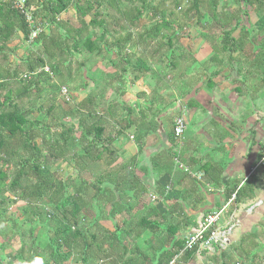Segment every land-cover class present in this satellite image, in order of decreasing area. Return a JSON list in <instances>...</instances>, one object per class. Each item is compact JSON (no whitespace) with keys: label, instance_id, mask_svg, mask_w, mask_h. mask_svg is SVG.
I'll return each instance as SVG.
<instances>
[{"label":"rangeland","instance_id":"rangeland-1","mask_svg":"<svg viewBox=\"0 0 264 264\" xmlns=\"http://www.w3.org/2000/svg\"><path fill=\"white\" fill-rule=\"evenodd\" d=\"M45 1L47 0H4L6 3L13 4L20 13L25 14L30 36L25 39L18 31H15L13 37L0 52V74L3 77L5 72L9 74L3 82L6 89L0 90V104L4 102L2 106L4 111L16 108L24 115L27 122L24 130L33 137L32 142L40 149L42 166L52 173L55 180L66 186L69 195H73L74 191L78 190V198L82 201H80L82 211L78 218L80 219L78 228L89 227L95 233L102 224V228L113 229L111 222L109 223L110 220L105 216V209L103 208L102 212L100 211L102 207H98L99 209L94 207L95 205L103 206V199L109 198L110 193L115 191L104 178V174L121 170V175H127L128 170L133 171L134 169L131 160L124 162L122 156L114 151L111 144L95 143V149L104 147L109 154L105 153L100 162L93 163L87 167L86 171H79L80 168L75 166L78 162L76 159L84 152L86 141H90L89 138L84 139V132L79 123L89 124L90 119L83 111L75 113V109L86 97L97 95L105 90L107 81L116 77L119 80L120 59L124 57L133 59L137 55H142L146 58L151 73L136 85L137 90L130 92L128 84H115L104 96L105 100L94 101L93 112L103 115L107 108L111 110L108 122L104 121L106 136H114L118 128L123 130V125L131 117L129 112H133L131 101H135L136 96L140 94L148 95L152 124H155L154 118L159 115L163 116L161 119L163 132L172 129L174 119L181 116L177 108L183 105L182 101L191 96L192 103H195V107L199 110L197 117L201 123L194 124H198L199 132L187 128L186 134L184 133L180 139L175 140L173 145L167 143L164 146L160 145L161 150L158 154H153L151 159L155 161V164L151 165L155 172L151 173L150 169L149 175L148 173L139 175L135 170L134 173L138 177L142 176L147 189L149 186L153 187L152 189L149 187L150 190L148 189L145 194L149 198L151 195H157L158 201H161L160 199L167 192L182 189L183 195L191 197L193 203L197 204L199 199L204 212L199 215L198 219V214L192 216L191 219L185 216L169 217L170 220L168 219V222L164 224L166 226L167 223L175 224V226L177 223L183 225L182 234L178 233L174 241H179L180 237L182 240L183 235L197 230L207 216L221 212L222 214L216 221V228L229 230L227 246H230L231 259L228 264H264V188H257L252 200L236 205L225 201L226 190L223 186H208L206 179L198 178L197 175L198 168L203 162L212 161L223 166L230 161L240 163L241 157H246L243 159L247 162V150L242 152V149H246L247 145L251 147L255 142L254 139L259 138L261 141V135L264 132V62H262L263 66L257 70L258 68L254 69L253 65H250L251 61H245L235 54L219 53L214 62L210 60V57L214 55L211 46L220 48L219 34L230 32L237 36L240 27L249 31L250 38L257 37L259 41L264 42V30L258 33L254 27L257 19L264 13V4L257 7L254 0H220L217 10L227 16L237 17L233 26L225 29L220 27L221 23H213L208 15L210 0H201L202 5L198 8L199 14L190 11L187 17L185 13L192 7V0H179L178 6L174 0H145L153 7H157L158 12L166 11V16L171 13L176 19L177 35H184V38L179 42L172 41L171 48H167L166 40H159L152 42L151 46L145 50L129 44L118 50L113 38L106 37L96 42L97 52L89 54L81 48L78 54L69 52L65 60L53 61L52 65L62 63L56 74H53L47 65L43 69H38L34 73L36 76L30 77V82L16 84L19 76L25 73L27 64L33 63L43 55L41 44L37 40L38 35L40 33L47 35L49 29L55 27L43 17L35 18L33 15ZM119 5L121 8L132 7L123 0H120ZM98 14L111 28H114L109 20L110 18L117 19L113 10L105 6L98 11ZM148 17L149 14L147 18L141 20L140 24L131 29L126 24H121L124 30H118L117 36L123 37L131 33L135 37L152 25ZM89 20L86 18V23ZM57 21L73 28H79L72 7L58 15ZM100 34L99 29H88L86 38L95 40ZM105 49L109 51V55H106ZM40 73H42L41 76H39ZM128 78L129 76H126L125 79L128 81ZM25 89L28 91V96L19 99L18 95ZM61 89L65 94L61 92ZM8 90L12 92L9 100L6 99ZM140 98L136 100L139 101ZM174 107L176 108L172 110ZM249 113L257 114V119L254 117L253 121L260 129L252 131L247 128L245 119ZM249 125L248 127L252 129L253 122ZM68 130L72 132L68 134L71 140L68 142L67 152L64 151L62 156V150L56 146L57 135L66 133ZM129 136V134L124 135V143L131 141ZM149 140L152 145L159 144L158 137L154 135L150 136ZM12 143L15 144V141ZM251 159L252 163L241 165L239 171L229 180V187L235 181L245 179L254 171L259 172V177H261V173H264V161ZM110 160L113 162L107 167L106 164ZM194 160L198 164L189 167ZM183 168L188 170L184 171ZM130 179L128 181L132 180ZM9 182L10 179L7 180L2 190L3 195H1L6 203L15 200L14 195L7 189ZM85 183L88 185L85 186ZM138 185L134 178L129 188L123 186V194L130 197ZM116 193L118 194L117 191ZM93 199L95 202L92 201ZM33 207H36L37 213L31 216V211L27 209L25 202L17 200L15 203L8 204L6 214L10 218L0 231L1 264H20L19 260H11L20 245H29L37 254H41V257H46L44 252H41L42 245L47 243V239L54 238L55 224L63 218L46 200L35 203ZM145 207L140 208L138 204L132 210L133 216L125 219L129 218L133 223H137L146 212ZM102 213L104 215H101ZM47 215H52V217L47 218ZM96 220L100 223L99 226L94 223ZM157 222L160 223V221ZM30 232L32 236H29ZM134 235L126 237L122 234L120 237L122 242L126 243L128 256H131L135 249L139 250L136 243H147L148 241L162 243L160 241L167 237V233L161 230L153 235L148 233L138 239H135ZM219 250L222 249L217 246H213L210 252L201 250L187 264H212L209 260L212 256L218 255ZM142 251L148 252L146 245ZM245 251L250 254L247 255ZM150 255V253L147 255L150 259L149 263L155 264L153 256L151 258ZM78 261L79 257L71 258L66 264H80ZM175 264L182 263L178 261Z\"/></svg>","mask_w":264,"mask_h":264},{"label":"trees","instance_id":"trees-1","mask_svg":"<svg viewBox=\"0 0 264 264\" xmlns=\"http://www.w3.org/2000/svg\"><path fill=\"white\" fill-rule=\"evenodd\" d=\"M123 1L131 4L132 7L121 8L119 5L120 0H47L42 2L33 15L35 18L39 16L43 17L49 24L55 27L49 29L47 35H43L42 33L38 35L37 40L41 44L43 55L37 58L33 63L27 64L25 73L19 76L18 83L16 84L30 82L31 79L27 80L22 77L29 74L31 77L36 76L34 73L47 65L51 68L53 74H56L62 63L52 65L53 61L65 60L69 52L78 54L81 48L89 54L95 51L97 52L98 48L96 42L102 41L106 37L113 38L115 47L118 50L128 44L145 50L151 46L152 42H158L159 40H166L167 48H171L172 41L179 42L184 38V35H177L178 28L175 27L176 19L171 13L166 16V11L158 12L157 7H153L145 0ZM254 1L257 7L264 4V0ZM135 2L136 4H134ZM174 2L176 6H178L179 0H174ZM219 2L220 0H210L207 13L213 23H221L220 27L226 29L228 26H233L232 24L237 20V17L220 13L217 10ZM250 3H252V1ZM26 4L28 6V3ZM201 5V0H192V7L185 13V17L188 16L190 11L199 14L198 8ZM105 6L113 10L117 15V19H109L114 28H111L104 18L99 17L98 11L105 8ZM69 7H72L75 12L79 28H73L57 21V16L67 11ZM148 14V19L152 22L149 28L142 30V32L135 35V37L131 35V33H127L123 37L120 35L117 36L118 30H124L121 24H126L130 29L134 28L140 24L142 19L147 18ZM86 18L90 19L88 23L85 21ZM106 18L108 19V17ZM254 27L257 29L258 33L264 30V13L257 19ZM88 29H99L101 34L95 40L88 39L86 38ZM15 31H18L25 39L29 38L30 28L27 17L22 12L20 13L13 4L0 0V52L5 44L13 37ZM115 35L117 37H114ZM219 37L221 41L220 48L211 46V50L214 52V55L210 57L211 61H216V55L219 53H230L243 58L245 61H251L252 63L250 65H253L254 69H257L259 64L260 67L261 64H263L264 42L259 41L257 37L250 38L249 31L244 27H240L237 36L232 35L230 32H223L219 34ZM104 52L106 55H109L107 49H105ZM153 53H155V51H153ZM119 62H121L119 63V80H117L116 77L107 81L105 90L97 95L86 97L77 105V109H75V113L83 111L90 119L89 124L83 122L79 123L84 132V139L89 138L90 140L86 141L84 152L76 159L78 162L75 166L80 168V172L86 171L87 167L93 165V163L101 161L105 153L107 155L109 154L108 150L104 147H97L95 149V143L112 144L115 136H119L121 133L120 128H118L114 137L111 135L106 136L105 122H108L111 110L107 108L108 110L106 109L103 115L93 112L92 107L94 101L105 100L104 96L115 84H134L151 73L146 58L142 55H137V57L133 59L124 57L120 59ZM41 75L42 73H40L39 76ZM126 76H129L128 81L125 79ZM8 77L9 74L6 72L4 77L0 74V90L6 89L3 82L5 78ZM11 93V90L7 91V100L11 99ZM26 96H28V91L25 89L18 95V98L21 99ZM139 96L141 97L143 94ZM3 104L4 102L0 104V231L4 228V225H6L5 222L10 218L6 214L8 204L15 203L17 200L26 203L27 209L31 211V216L37 213L36 207H33L35 203H41L46 200L63 218L62 220L59 219L55 224L56 231L54 238L47 239V243L42 245L41 252H44L46 257H41V254H37L29 245H20L18 251L13 255L11 260H19L20 264H66L71 258L79 257L78 262L80 264H97L96 261L100 259L99 256L105 253V251H107L106 256L111 258L115 257V262L117 261L118 264H147V261L150 260L147 256L149 253L151 254L150 257H155L157 253L156 243L152 244L151 241L145 243L146 250L149 252L148 254L144 251L141 252L135 249L131 257L128 256L129 251L126 252V243L122 242L120 238L122 234L126 237H131V234H135L134 238L138 239L144 231H149L150 234L153 235L160 230L159 223L156 219H153L159 217V215L153 211L146 212L145 215L140 217L137 223H133L130 220L127 221L124 229H117L115 226L113 232H108L101 227L97 228L95 233L92 231V228L89 227L85 229L78 228L80 224V219L78 218L82 211V201L78 198V190L74 191L73 195H69L66 186L60 181L55 180L52 173L42 166L40 163V149L32 142L33 137L28 135V132L24 130V126L27 123L24 115L19 113L16 108L4 111L2 109ZM127 123L128 126L131 125L129 121ZM3 132L4 135H2ZM66 133L58 134V142L55 141L57 148L62 150V156L64 151L67 152L68 142L71 140L70 137L68 138V134L72 132L68 130ZM167 138L169 143H174L173 125L171 132L167 134ZM12 141H15V144H13ZM140 151L141 147H138V153H140ZM262 160L264 161V145L260 147V153L257 155V161ZM134 161L136 160L133 157L130 162L133 163ZM112 162L113 160H110L106 166L109 167ZM199 171L212 185L224 186L226 190L224 194L225 201L231 200L233 196L231 203L236 205L243 201L252 200L255 190L259 187L264 188V173H261V177H259V172L254 171L247 178L235 181L233 185L229 187L228 182L221 184V180H219V176L222 172L220 166L206 162L199 167ZM130 177L132 179L129 173H127V175H121V170L110 172V174H104V178L113 186V190L118 192L123 190V186H125V188L131 186V181L134 178L131 180ZM9 179L10 182L7 184V189L14 195L13 197L15 200L6 203L2 200L1 195H3L2 190ZM129 179L131 181H128ZM124 183H126V185H124ZM86 185L88 184L85 183V186ZM145 192L146 189L138 185L136 191L130 195L131 200L134 202L138 195L144 194ZM119 195L122 201L123 195ZM95 196H97V194H95ZM179 196L180 193L178 191H170L165 198L167 200L177 199ZM33 211H35V213H33ZM52 215H47L46 217L51 218ZM167 231L171 237L177 232L175 227L171 226ZM29 236H32L31 232ZM178 240L179 241L176 240L170 243V248L164 250L162 254L158 256L155 264H170L172 261L173 264L178 261L179 263L187 264L194 259L197 254V247L190 251H183L184 240ZM104 245H106L107 249H104ZM0 248H2V246H0ZM229 249L230 246H226L224 249L219 250V254L212 256L209 262L212 264H228L231 259ZM245 253L247 255L250 254L248 251H245Z\"/></svg>","mask_w":264,"mask_h":264},{"label":"crops","instance_id":"crops-1","mask_svg":"<svg viewBox=\"0 0 264 264\" xmlns=\"http://www.w3.org/2000/svg\"><path fill=\"white\" fill-rule=\"evenodd\" d=\"M262 66H263V64H261V67ZM259 69H260V64H259L257 70H259ZM140 81L141 80H139L138 82H136L134 84L129 83L127 85V87L130 88V92L137 90L136 85ZM136 92H138V91H136ZM138 96H136L135 101H133V100L131 101L132 108L131 107L130 108L133 110V112H129V114L131 116V117H129V122L131 123V125L128 126V123L123 125V130L120 129V132H121L120 135L119 136L116 135L117 137L114 135L115 138L113 139L111 146L113 147L114 151L119 152V154L122 156L121 158L124 162L131 160L133 157L135 158L136 161H134L132 163L133 169L135 170V172H137L139 175H145L144 173H148V175H149L150 169L152 171L151 173L155 172L153 170V168L151 167L152 164L153 165L155 164V161H154V159L153 160H151V159L153 158V154H155V153L158 154L159 150H161L159 146L160 145L164 146L165 143L170 144V145H173V144L169 143L168 138H167V134L169 132H171V130H169L167 132H163V130H162V127H161V119L163 118L162 115H159L153 119L154 123L156 125L152 124L150 122L152 116L149 115V110L151 107H150L149 99L147 98L148 95L145 94L144 96H141L142 98H140ZM139 98H140V100L137 101L136 99H139ZM191 98L192 97L189 96L185 101H182L183 105L181 107L179 106L177 108V111L181 112V116H179V117H182L183 120L185 121V130H184L185 134H186L187 128H189V130H193V131H196L198 133L199 127L197 125L199 123H201L199 118L197 117L199 110H198V108L195 107L196 104L192 103ZM175 108L176 107H174L172 110H174ZM256 115H257L256 113H253V114L249 113L246 116L245 124L247 125V128H249V130L253 131L256 129H260L259 127L256 126V124L253 121V118L257 117ZM250 122L251 123L253 122L252 129H251V127H248V126H250L249 125ZM195 123H198V124L194 125ZM217 128H219V127H217ZM220 129H221V127H220ZM123 134L124 135L125 134L130 135L129 139L131 141L130 142L126 141L127 144L124 143V135ZM152 135L158 137V143L159 144H156V145L151 144V141L149 140V138ZM114 136H112V137H114ZM254 141L255 142L252 143L251 147H248V145H247L246 149H244V148L242 149V152L247 150V155H246L247 156V162L243 159L246 157H241L242 159H240V163H234V162L230 161L228 164H225L223 166L218 165V163H216V162L208 161L209 163H214L217 166H220V168H222V172L219 176V180H221V184L229 182V180H231V178L234 177V175L239 171V169L241 168V165L244 166V165H246V163H248V164H250V162L252 163L253 161L251 158H254V160H257V155L260 153V147L264 145V132L261 135V141L259 138L254 139ZM138 147H141L140 153H138ZM142 162H143V164H141ZM204 163H206V162L201 163V165H203ZM197 164H198L197 161L194 160L191 162V165L189 167L196 166ZM180 167H183V166L180 165ZM183 169H184V171L188 170L187 168H183ZM134 170L133 171L128 170V171L131 174V176H134V178H136V181L138 182L139 186L141 185L143 188H145L146 192H148L147 190L149 189V187L152 189L153 188L152 186H149L147 189L146 185L144 184V181L141 178L142 176L138 177L134 173ZM198 170H199V168H198ZM108 174H110V172H108ZM197 175H198V178L204 177L200 171H199V173H197ZM247 177H245V178H247ZM206 181H207L206 185L211 186V187L215 186V185H212L211 182L208 181L207 179H206ZM176 191H178L180 193V196L177 199L167 200L165 198V196L168 193L167 192L165 194V196L162 197V199H160L161 201H158L157 195H151V198H149L148 195H145L146 194V192H145L144 194L138 195L134 202L131 200V198L128 195L126 196L125 194H123V190H121V192L117 191L118 194L116 193V191H113L109 195V198L103 199V206L95 205L94 203L93 204L95 205L94 207H97V208L102 207V210H100L102 212H103V208L105 209V211H106L105 216H107V218L110 220L109 223L111 222V224H112L111 226L113 228V229H106L104 227L105 230H107L108 232L109 231L113 232L115 226L117 227V229H124L126 227V222L130 220L129 219L130 216H133V211H132L133 208H135V206H137L138 204H139L140 208H144V206H146L145 207L146 212L153 211L154 213L159 215V217H155L153 219L157 218L156 221H160L159 225L161 224V222L163 223L160 225V230L162 232L167 233V237L164 240L160 241V242H163L164 244L156 243L157 253H156L155 257H153V260H155V262H156L158 256L160 254H162V252L164 250H167L170 248V243L174 241V237L178 236V233L182 234L181 231H182L183 225H181L180 223H177L176 226H175V224H169V223H167V226L164 225L166 222H168V219L170 220L169 217L175 218V217L185 216L187 219L188 218L191 219L192 216H195V214L196 215L198 214V217H197V219H198L199 215H202V213L204 212V210L201 209V208H203V206H201L199 199L197 200V204L193 203L191 197H189L188 195H183L182 189L181 190L177 189ZM171 192H173V191H171ZM119 194L123 195L122 201H121ZM156 199L158 202L156 201ZM92 201L95 202V200H92ZM124 202H125V204H124ZM126 202H127V204H126ZM145 213H144V215H145ZM101 215H104V214L102 213ZM127 217H129V218L125 219ZM118 219H119V221H118ZM94 223H97L98 226L100 224L97 220ZM101 225L102 224H100L99 227H101ZM170 226L175 227V229L177 230V232L172 237L168 234V231H167L168 228H170ZM104 228H102V229H104ZM148 233H150V232L144 231V233H142L140 235V238H143ZM190 233H186L185 235H183L182 239L184 240L185 236H187ZM150 235H152V234H150ZM180 239H181V237H180ZM152 244H154V243H152ZM136 246L139 248V250L142 251L143 247L145 246V243H136ZM103 247H104V249H107L106 245H104ZM106 252L107 251H105V253H102V255L99 256L100 259L98 261H96V263L97 264H118L117 261L115 262V257L111 258L109 256H106ZM146 254H148V252H146ZM102 256H103V258H102ZM148 263H149V260L147 261V264Z\"/></svg>","mask_w":264,"mask_h":264},{"label":"built area","instance_id":"built-area-1","mask_svg":"<svg viewBox=\"0 0 264 264\" xmlns=\"http://www.w3.org/2000/svg\"><path fill=\"white\" fill-rule=\"evenodd\" d=\"M31 75H24L22 78L29 80ZM61 92L65 94L63 89ZM185 130V121L182 117H177L173 122V136L175 140L180 139L183 136ZM233 200V196L231 197L230 203ZM222 213H217L213 215L207 216L203 219L202 223L198 226V229L194 232L188 234L184 238V246L183 251H190L197 247V253L204 250L206 252H210L213 246H217L220 249H224L228 243V231L220 230L216 228V221ZM173 264V261L170 263Z\"/></svg>","mask_w":264,"mask_h":264}]
</instances>
